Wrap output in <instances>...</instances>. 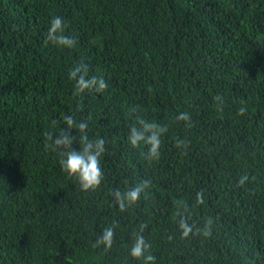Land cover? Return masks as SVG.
<instances>
[{"label": "trees", "instance_id": "obj_1", "mask_svg": "<svg viewBox=\"0 0 264 264\" xmlns=\"http://www.w3.org/2000/svg\"><path fill=\"white\" fill-rule=\"evenodd\" d=\"M80 63L107 86L76 93ZM66 115L74 147L80 121L104 140L94 188L51 146ZM140 119L166 125L156 157ZM138 235L147 264H264V0H0V264H145Z\"/></svg>", "mask_w": 264, "mask_h": 264}, {"label": "clouds", "instance_id": "obj_2", "mask_svg": "<svg viewBox=\"0 0 264 264\" xmlns=\"http://www.w3.org/2000/svg\"><path fill=\"white\" fill-rule=\"evenodd\" d=\"M64 22L60 16H54L51 18L47 38L53 41L58 46L71 47L74 43L72 37L64 35ZM69 76L76 81L75 92L82 93L86 89L95 88L97 91L104 89L107 85L103 77L87 76V65L80 63L73 67ZM245 109L242 107L240 111ZM180 118L187 120L189 114L187 112L180 113ZM67 128H61L54 136L49 133L51 138V146L54 150L58 151L60 159L59 163L61 168L67 172L69 176H75L82 189H90L96 187L102 179V170L100 167L99 157L104 151L103 138H97L95 140L89 139L84 131L87 127L85 121H80L76 124V127L80 130L79 146L74 147V141L76 136L72 133L71 126L74 125V120L71 115L64 117ZM139 127L133 125L130 127L128 133V141L131 145L136 146L138 143L143 142L148 146V156L156 157L159 155V146L161 143V135L166 131V125H161L156 122L140 119ZM247 179L246 176L240 178V183H243ZM143 189V183L135 187H131L121 193L116 191L114 193L117 201L120 203V207H124L125 202L131 203L137 200ZM199 195V194H198ZM180 228L183 230L182 235L187 236L192 230V226L181 218L179 222ZM113 229L107 227L103 230L101 237L96 241L97 244L103 242L105 247L112 243ZM148 245L145 243L143 236H137L133 245L129 249L130 255L136 258H142L147 262L154 261L155 257L151 253L146 254Z\"/></svg>", "mask_w": 264, "mask_h": 264}]
</instances>
